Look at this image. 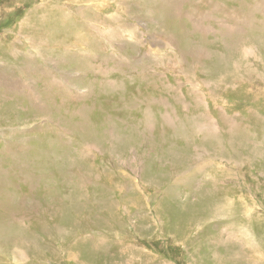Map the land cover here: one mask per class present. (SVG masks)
Segmentation results:
<instances>
[{
	"label": "rangeland",
	"instance_id": "374dc122",
	"mask_svg": "<svg viewBox=\"0 0 264 264\" xmlns=\"http://www.w3.org/2000/svg\"><path fill=\"white\" fill-rule=\"evenodd\" d=\"M0 264H264V0H0Z\"/></svg>",
	"mask_w": 264,
	"mask_h": 264
}]
</instances>
